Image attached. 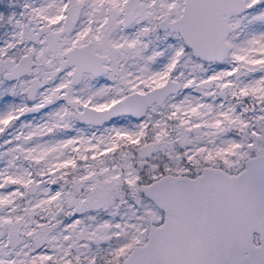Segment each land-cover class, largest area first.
Here are the masks:
<instances>
[{"label": "snow or ice", "instance_id": "1", "mask_svg": "<svg viewBox=\"0 0 264 264\" xmlns=\"http://www.w3.org/2000/svg\"><path fill=\"white\" fill-rule=\"evenodd\" d=\"M0 264H264V0H0Z\"/></svg>", "mask_w": 264, "mask_h": 264}]
</instances>
